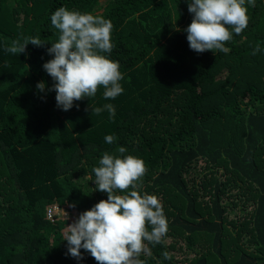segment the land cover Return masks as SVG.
Returning <instances> with one entry per match:
<instances>
[{"label":"trees","instance_id":"trees-1","mask_svg":"<svg viewBox=\"0 0 264 264\" xmlns=\"http://www.w3.org/2000/svg\"><path fill=\"white\" fill-rule=\"evenodd\" d=\"M189 2L0 0V264H97L83 249L80 261L68 255L65 234L107 199L92 170L118 147L143 159L142 191L168 220L161 243L141 254L145 264H264V0L246 2L248 27L227 52L203 53L186 39ZM61 6L111 20L110 58L123 75L115 99L99 86L68 111L56 106L42 65ZM37 35L42 47L4 50ZM109 103L113 119L94 113ZM53 206L68 218L48 213Z\"/></svg>","mask_w":264,"mask_h":264},{"label":"clouds","instance_id":"clouds-1","mask_svg":"<svg viewBox=\"0 0 264 264\" xmlns=\"http://www.w3.org/2000/svg\"><path fill=\"white\" fill-rule=\"evenodd\" d=\"M246 2L255 7V0H190L188 12L192 20L184 29L189 48L196 53L227 52L226 42L248 27ZM50 20L60 35L58 41L47 48L52 58L42 67L53 80L48 91H55L56 106L68 111L74 102L94 97L99 86L105 89V99H115L122 94L120 63L110 58L115 48L111 20L65 6L57 8ZM22 39L23 42L21 38L13 40L5 47V52L21 54L28 44L42 47L47 43L40 35ZM260 50L257 45L252 54ZM36 88L44 92L45 83L38 82ZM105 110L109 119H113L114 105L109 103L93 109L97 115ZM104 139L113 144L117 137L107 135ZM126 152L125 147H118L115 154L107 151L102 154L99 166L92 171L96 178L95 190L106 193L107 199L81 212L67 225L64 240L67 254L78 261L84 259L83 249L97 264H145L140 259L141 254L151 255L148 245L154 247L161 243L168 232L161 201L155 194L142 191L145 162L139 157L124 155ZM51 209L50 214L66 211L56 206ZM63 215L68 218L67 213ZM162 255L164 259H171L168 252Z\"/></svg>","mask_w":264,"mask_h":264},{"label":"built area","instance_id":"built-area-1","mask_svg":"<svg viewBox=\"0 0 264 264\" xmlns=\"http://www.w3.org/2000/svg\"><path fill=\"white\" fill-rule=\"evenodd\" d=\"M54 208H55V207H54ZM51 210H52V209H50L49 212H51ZM49 212H48V213H49Z\"/></svg>","mask_w":264,"mask_h":264},{"label":"rangeland","instance_id":"rangeland-1","mask_svg":"<svg viewBox=\"0 0 264 264\" xmlns=\"http://www.w3.org/2000/svg\"><path fill=\"white\" fill-rule=\"evenodd\" d=\"M64 212L66 213V211L64 210ZM64 212H63V214H64ZM63 216H65V215H63Z\"/></svg>","mask_w":264,"mask_h":264}]
</instances>
